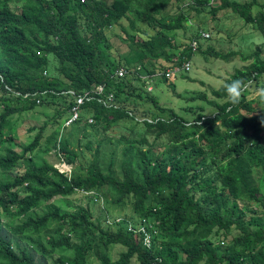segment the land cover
<instances>
[{
    "label": "trees",
    "instance_id": "16d2710c",
    "mask_svg": "<svg viewBox=\"0 0 264 264\" xmlns=\"http://www.w3.org/2000/svg\"><path fill=\"white\" fill-rule=\"evenodd\" d=\"M253 4L0 0V264H37L36 256L54 253V264H90L91 258L96 264H264V200L259 198L264 195V99L261 93L245 96V88L264 81V13H253ZM170 5L173 14L166 12ZM207 7L212 15L224 9L246 24L256 23L263 42L239 54L247 64L211 89L212 114L198 112L189 121L161 107L147 85L154 76L171 78L195 51L224 61L236 56L235 50L203 49L210 34L198 27L182 49L166 34L195 26L192 12ZM122 18L137 32L122 26L129 53L114 61L106 30ZM137 23L153 33L141 37ZM117 69L125 73L118 76ZM233 79L242 83L237 103L228 100L223 87ZM92 84H103L116 105L105 106L95 97L65 124L73 103L70 91ZM198 98L206 100L204 94L188 99ZM56 99L62 104L56 114L62 117L49 128L45 146L35 152L48 122L29 127L34 135L26 145L18 144L16 122L9 117ZM256 102L262 105L259 112ZM125 118L141 121V138L121 135L118 157L113 149L106 160L99 155L101 140L94 146L87 140L93 156L76 165L70 146L80 135L87 130L94 135ZM55 144L61 160L71 165L68 173L42 155ZM75 192L86 197L87 205L64 211L53 202ZM94 203L99 215L93 214ZM141 225L150 232L148 244ZM112 245L123 247L116 258L109 254Z\"/></svg>",
    "mask_w": 264,
    "mask_h": 264
},
{
    "label": "rangeland",
    "instance_id": "374dc122",
    "mask_svg": "<svg viewBox=\"0 0 264 264\" xmlns=\"http://www.w3.org/2000/svg\"><path fill=\"white\" fill-rule=\"evenodd\" d=\"M105 1L109 2L110 0ZM237 1H252L254 3L251 7L253 13L257 12L259 9L264 13V0ZM175 11L176 9L170 5L166 12L173 14ZM192 14L197 16L195 18L193 17L194 19L191 21L195 26L166 32L175 44L182 49L181 46L189 42V38L193 37V30L198 27V29H202L210 34V37L202 42L203 49L210 45L214 49L224 52L235 50L237 54L230 60L224 61L211 56L203 57L199 51H195L188 59L190 66L188 70H179L171 78L167 79L161 78V75L154 76L155 79L152 84L147 85V88L150 87V92L153 93L161 107L171 108L179 116L189 121H191L198 112L205 115L212 114L214 107L207 102L208 99L215 98L211 94V89L219 88L235 68H241L247 64L248 61L240 60L239 54H249L263 42L262 31L256 23L246 24L237 14L229 10L224 11V9H221L215 15H212L207 7L206 9H202L201 13L192 12ZM122 26L128 33L137 32L133 31L123 18L119 20L118 24L106 30L107 51L110 58L114 61L118 59L123 60V57L129 53L130 47L124 41L127 37V33ZM137 28L140 29L139 35L141 37L153 33V29L147 27L144 23H137ZM136 36L138 35L136 34ZM53 61L54 60H52V62ZM247 85L248 84L245 86ZM249 88V90L245 88V96L248 98H255L264 90V81H260V87L258 84L257 87L250 86ZM197 94H204L206 100L199 98L188 99L191 95ZM216 99L218 100L219 98ZM60 104V100L50 104H37L29 110H24L19 114H12L9 118L11 122H16V138L18 144L22 146L26 145L34 135L35 130L29 131V127H36L43 122H48V125L42 133L40 145L36 147L35 152L42 149L45 146L46 139L44 137L49 132V128L52 125L56 126V124H58V119L62 117L61 114H56V108H61L59 106ZM253 106H257L255 112H259V109L262 108L259 102L253 104ZM54 114L56 115L53 119V124H51L50 121ZM164 114L166 115V113ZM93 131L94 130H87L79 136L77 145L72 144L70 146L73 147L77 153L74 158L76 165H80L81 163L85 165L93 156V150L91 147H85V141L89 140L92 144L91 146H94L97 140H101L102 143L100 145L99 155H103L106 160L110 152L114 149L115 157L117 158L121 148L120 144H117L118 138L124 135L128 138L139 139L144 135V125L140 120L135 123L131 119L125 118L120 120L116 125H112L109 129H98V132H94V135L92 134ZM71 137L72 136H70V138ZM147 140L149 142L152 141V137L147 136ZM56 147L57 145L55 144L50 151L42 153V155L57 168L68 173L70 164L67 165L61 160V156L55 152ZM259 198L264 200V195L260 193ZM53 202L60 206V210L64 211H72L79 204L87 205L86 197L80 192H75L65 197L55 198ZM238 204H241L238 205L239 210H241L242 203L240 202ZM91 208L93 209L94 215L100 214L98 203L92 204ZM125 209L126 213H128V207ZM39 210L41 209L38 208L37 212H39ZM261 210L262 208L260 207L256 208L258 213H260ZM233 232H235V230ZM220 246H222V244H220ZM121 250H123L122 246L112 245L109 249L111 258H116ZM56 256L55 253L49 255L45 259H39L40 257L37 258L36 256V262L37 264H54L53 259H55ZM90 264H96V262L91 258ZM132 264H135V260L132 261Z\"/></svg>",
    "mask_w": 264,
    "mask_h": 264
},
{
    "label": "built area",
    "instance_id": "2783aa9c",
    "mask_svg": "<svg viewBox=\"0 0 264 264\" xmlns=\"http://www.w3.org/2000/svg\"><path fill=\"white\" fill-rule=\"evenodd\" d=\"M202 35L207 36V33L201 32ZM192 47L195 46V41L191 43ZM189 69V63L185 62L182 65V70H188ZM125 73L123 69H117L115 71V74L118 76H122ZM171 74L170 70H167L165 75L169 76ZM150 89V87H148ZM70 93L73 95V103L70 107V115L67 118L65 124H68L69 122L73 121L76 119L79 115L80 111V106L89 100L96 99L98 102H102L105 106L109 105H116V101L114 99V95H112L110 92L107 91L105 86L103 84H92L89 88L78 92V93H73L70 91ZM88 122H92V119L88 118ZM140 230L144 233V239L143 242L144 244H148L150 241V232H148L144 226H140Z\"/></svg>",
    "mask_w": 264,
    "mask_h": 264
},
{
    "label": "clouds",
    "instance_id": "9594fccd",
    "mask_svg": "<svg viewBox=\"0 0 264 264\" xmlns=\"http://www.w3.org/2000/svg\"><path fill=\"white\" fill-rule=\"evenodd\" d=\"M225 93L228 97V100L231 103H237L240 99V94L242 91V83L238 79H233L226 82L224 85ZM262 98H264V90L261 92Z\"/></svg>",
    "mask_w": 264,
    "mask_h": 264
}]
</instances>
